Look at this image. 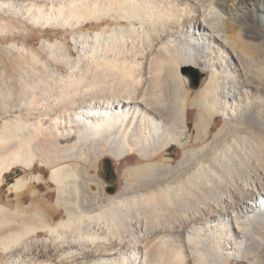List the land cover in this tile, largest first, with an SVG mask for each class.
<instances>
[{"label": "bare ground", "instance_id": "1", "mask_svg": "<svg viewBox=\"0 0 264 264\" xmlns=\"http://www.w3.org/2000/svg\"><path fill=\"white\" fill-rule=\"evenodd\" d=\"M3 9L69 29L77 53L66 39L43 41L48 59L0 46L22 70L0 73V189L16 167L30 175L10 182L14 209L0 204V264H264V0H0ZM194 68L207 73L196 88ZM131 155L119 190L88 172L101 161L105 179L109 156ZM48 169L52 205L38 187Z\"/></svg>", "mask_w": 264, "mask_h": 264}, {"label": "rangeland", "instance_id": "2", "mask_svg": "<svg viewBox=\"0 0 264 264\" xmlns=\"http://www.w3.org/2000/svg\"><path fill=\"white\" fill-rule=\"evenodd\" d=\"M6 10V11H5ZM0 19L5 23L6 21L9 22V25L7 27H9L10 25H14L15 27H19V28H24L26 31L22 32V33H15V34H11L13 32L9 31L10 28H7V31H0V46L2 47H7L10 44H15V45H24L26 48L28 49H35L37 51L40 52L41 56L44 58H49V54H47V52L45 53V51H42V44L43 41L48 40L50 42H55V40L60 39V40H67L70 41L69 42V47L70 49L73 50V52L76 55V51L75 50V43H73V41H71V36H70V30L68 32V30L64 33L65 30L63 29H57V28H48L47 30H43L41 27H34L32 24L25 22V20L23 21V19L14 16L13 14L9 13L7 11V9H3L2 11L0 10ZM4 19V20H3ZM12 22V24L10 23V21ZM6 22V23H8ZM5 23V25H6ZM25 27H23V26ZM22 26V27H21ZM92 31L94 30L93 27H91V25L88 26L87 29ZM12 28V27H11ZM18 28V29H19ZM92 28V29H91ZM264 30V28H263ZM66 37V38H65ZM1 48V47H0ZM0 54L2 58H6V62H8L7 64L2 61L0 62V73L6 69L7 73L9 74V76L13 73L16 74L18 76V74H20V72H22V70L20 68H18L17 66V62L12 61L10 63V61L8 60L7 57H5V53H3L0 50ZM12 54L13 56H15L17 53L12 50ZM13 63V64H12ZM56 66V64H55ZM16 68V70H15ZM60 69V68H59ZM28 70H30V67H28ZM67 70V67L63 66V68L60 69V71L65 72ZM40 71H42V69H40ZM203 70L201 69H197L194 68L193 70L189 71V78L190 81L193 84V87H198L200 85V83L202 82V80L204 81L207 77V73H206V77L205 74L202 72ZM6 74V75H8ZM187 81L189 82L188 78L186 77ZM198 79L199 80V84L196 86L195 85V80ZM190 117V129H191V133H193L194 130V123L196 120V111L190 112L189 114ZM218 117V116H217ZM223 121V118L220 116L217 121L215 122V124L213 125V130H212V134L215 133L216 129L218 128L217 126H220L221 123ZM193 124V125H192ZM172 150L174 151V155L172 157L174 163L176 164L180 158L182 157V153L183 150L180 149L178 146H174L172 148ZM136 156H129L128 159H124L121 161H116L115 159H113L112 157H108V162L107 165L104 167V169L106 170V174L107 177L105 179H103V177L100 175V169H101V161L97 162L98 168L96 169L95 167H91L90 169H88V172L95 177H100L103 181H104V187L107 186V183H110L113 185V190H119L121 189L125 183H126V179L124 177V170L126 169L128 163L133 160L136 159L134 158ZM99 163V164H98ZM37 166H39V164H37ZM103 169V170H104ZM108 172H110V174H108ZM21 173V174H20ZM38 173V172H37ZM93 173V174H92ZM23 174H27V177H30V175L24 171V168L19 166L16 167V170L10 174H8V178L3 186L2 189H0V204H5L6 207L8 206V208L14 209L16 207V199H15V194L10 192L9 189V185L10 182L14 181L15 178L18 175H23ZM45 176V181L41 184V186H38L40 188V195L42 197V200H44L45 202H47L49 205H52V202L56 199L57 197V187L56 184L52 183L50 181V169H48V171H46L44 173ZM36 183V182H35ZM97 183H93L91 185L92 189L94 191H98L96 190L98 186H96ZM106 188V187H105ZM30 192H28V196L26 198V203H29L32 200V196L31 194L29 195ZM10 202V204L8 203ZM9 204V205H8ZM65 216V212L62 209L60 211L59 214L56 215V220L60 219L61 217ZM43 233V232H42ZM46 234V233H43ZM4 254H2L0 256V260L3 262V257ZM236 264H240L239 261Z\"/></svg>", "mask_w": 264, "mask_h": 264}, {"label": "water", "instance_id": "3", "mask_svg": "<svg viewBox=\"0 0 264 264\" xmlns=\"http://www.w3.org/2000/svg\"><path fill=\"white\" fill-rule=\"evenodd\" d=\"M198 84H199V80L196 79V80H195V85L197 86Z\"/></svg>", "mask_w": 264, "mask_h": 264}]
</instances>
